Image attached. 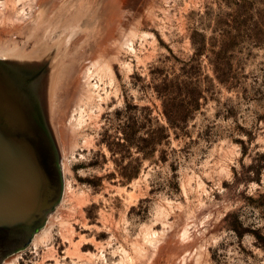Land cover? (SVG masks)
I'll return each mask as SVG.
<instances>
[{"label": "rangeland", "instance_id": "374dc122", "mask_svg": "<svg viewBox=\"0 0 264 264\" xmlns=\"http://www.w3.org/2000/svg\"><path fill=\"white\" fill-rule=\"evenodd\" d=\"M133 3L0 0V57L54 53L63 175L3 264H264V0Z\"/></svg>", "mask_w": 264, "mask_h": 264}, {"label": "water", "instance_id": "95a60500", "mask_svg": "<svg viewBox=\"0 0 264 264\" xmlns=\"http://www.w3.org/2000/svg\"><path fill=\"white\" fill-rule=\"evenodd\" d=\"M53 54L0 57V264L28 247L62 198L49 117Z\"/></svg>", "mask_w": 264, "mask_h": 264}, {"label": "trees", "instance_id": "16d2710c", "mask_svg": "<svg viewBox=\"0 0 264 264\" xmlns=\"http://www.w3.org/2000/svg\"><path fill=\"white\" fill-rule=\"evenodd\" d=\"M169 101H171V100H169ZM178 107H179V110L188 111V112L180 118H173L172 119V118H168L167 116L166 117H167L168 123L171 126L181 128L183 126V124H185L187 119H188V115H189L188 113H191L192 110H195L198 107L197 100L192 98V100H190L186 104H183V103L179 104ZM162 133H163L162 128L156 129L154 144H159L162 141V139H163V136L161 135Z\"/></svg>", "mask_w": 264, "mask_h": 264}, {"label": "bare ground", "instance_id": "6f19581e", "mask_svg": "<svg viewBox=\"0 0 264 264\" xmlns=\"http://www.w3.org/2000/svg\"><path fill=\"white\" fill-rule=\"evenodd\" d=\"M36 1V0H35ZM119 1H124V2H136L138 0H117ZM134 4V3H133ZM130 6V5H129ZM57 68V67H56ZM52 218V217H51ZM50 227V226H49ZM50 229V228H49ZM48 233V226H45L42 230H40L37 234L34 235L33 239H32V246H35L39 241L43 240L45 238L46 235Z\"/></svg>", "mask_w": 264, "mask_h": 264}]
</instances>
